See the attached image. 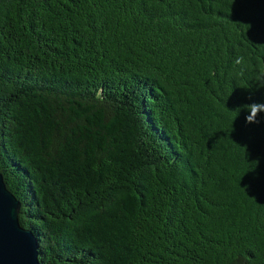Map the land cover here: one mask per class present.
<instances>
[{"label":"trees","instance_id":"trees-1","mask_svg":"<svg viewBox=\"0 0 264 264\" xmlns=\"http://www.w3.org/2000/svg\"><path fill=\"white\" fill-rule=\"evenodd\" d=\"M261 69L264 0H0V173L41 263L264 264Z\"/></svg>","mask_w":264,"mask_h":264},{"label":"water","instance_id":"water-1","mask_svg":"<svg viewBox=\"0 0 264 264\" xmlns=\"http://www.w3.org/2000/svg\"><path fill=\"white\" fill-rule=\"evenodd\" d=\"M20 209L0 173V264H42L36 236L20 223Z\"/></svg>","mask_w":264,"mask_h":264},{"label":"clouds","instance_id":"clouds-1","mask_svg":"<svg viewBox=\"0 0 264 264\" xmlns=\"http://www.w3.org/2000/svg\"><path fill=\"white\" fill-rule=\"evenodd\" d=\"M242 59V57L237 58L235 63L240 64ZM256 84L258 89H264V69H261L256 76ZM248 100L250 102L245 103L242 107L240 106V112L241 110L245 111V121L247 123H258L259 118L264 114V100L253 99L251 95L248 96Z\"/></svg>","mask_w":264,"mask_h":264}]
</instances>
